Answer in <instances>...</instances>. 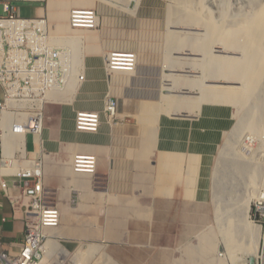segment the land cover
Segmentation results:
<instances>
[{"label": "rangeland", "instance_id": "rangeland-1", "mask_svg": "<svg viewBox=\"0 0 264 264\" xmlns=\"http://www.w3.org/2000/svg\"><path fill=\"white\" fill-rule=\"evenodd\" d=\"M6 1H10L17 7L37 2ZM88 1L93 2L95 8L87 9L96 10L99 15V28L92 32L95 34L94 38H101L105 49L104 55L132 54L136 58L137 68L133 72L124 71L128 72L126 75H119V77L128 78V83L117 85L113 80L111 86L113 89L104 93L106 101L110 99L115 101L117 113H119V116L116 114L112 118L108 111L105 113L110 124L105 128L108 133L107 140L99 143L97 132L87 142L90 146L104 147L106 165L98 168L97 172L88 178L87 184L75 181L69 185L67 182L53 179L51 175H46L43 180L41 205L61 210L63 218L58 227L61 231L67 232L63 226L64 216L67 213L68 219L71 218L68 224L72 228H94L98 230V233L79 237L60 233L53 238H60L70 252H82L87 259L98 264H105L103 255H107L116 264H235L240 262L246 255L247 246L246 229L241 220L240 208L243 209V207L240 205L248 198H253L260 192L264 193V129L243 127L239 133L237 129L239 124L243 125L244 117L250 118L249 109L261 107L262 101H248L246 104L242 101L239 111V107L235 104H224L218 101L201 103L200 111L204 105H227L234 112L232 129L226 133L227 136L216 157L214 178L208 184L206 199L203 196L198 202L158 199L153 194L154 176L151 189L141 190L138 183L145 170L138 168V160L133 157V154L135 155L140 149V130L143 123L138 109L143 103L159 105V108L161 105L166 110H180L177 115L192 116L195 113H189V110L195 107L196 102L193 99H183V96H186L183 92L186 90L182 91L187 89L189 84L197 93L198 89H202V96L205 98L216 94L220 100H222L220 95L223 92H213L207 87L239 86L235 83L206 85L194 83L193 81L198 79L196 76H202L201 66L204 59L203 54L196 55L193 51L197 50L202 43H209L211 38L214 39L216 32H223L221 31L223 28L227 27L226 30H230L240 22H247L249 19L246 18L260 9L264 5V0ZM191 14L200 18L202 22L192 24L187 21V16ZM1 15L5 17L4 12ZM241 27L243 30L246 29L244 23ZM66 39L79 40L74 37ZM224 41L214 42V47L210 44L209 51L212 49L216 51L215 57L218 59L222 56L218 54V51H221V45H225L231 52L223 54V57L241 59L243 54L235 44H231L229 39L227 40L229 43ZM84 46L83 41L82 54L78 52L81 59ZM170 57L172 67L178 69L177 73H174L168 65ZM208 57L212 56L208 55ZM203 65L205 66L206 63ZM80 66L82 67L81 63ZM197 67L199 70L191 69ZM224 69L225 67H222L220 72ZM57 74H64V67H57ZM173 75L177 77L171 79ZM260 82L263 84L259 91L261 98H264V74ZM76 88L71 89L70 95L75 94ZM169 88H174L176 94L168 90ZM194 96L198 97V95ZM47 107L43 113L47 119L46 128L49 129L50 134L47 136V142L40 145L35 157L29 156V160L41 163L44 167L54 165L51 162L72 165L73 155L67 150L71 143L68 139L60 138L59 124L63 115L62 108ZM84 109L100 114V111L92 106ZM261 110L262 112H253L257 125L264 123V107ZM257 114L260 116L256 119ZM166 117L168 116L163 115L159 124ZM257 125L254 124L252 127ZM250 138L254 141L251 142ZM32 140L29 139L30 142ZM53 141L58 142L55 148L51 146ZM30 148L33 149V146ZM154 161L155 155L152 158V162ZM146 168L148 170L149 167L146 166ZM68 179L70 182L71 177L68 176ZM27 181L31 188H34L38 182L35 179H27ZM256 202L253 203L250 219L252 218L251 222L255 223H253L255 227L263 230L264 214L258 211ZM196 225L198 228L193 230ZM229 235L233 240L232 244L229 242ZM227 244L233 246L230 251L233 253L234 262L225 250ZM90 246L101 247L98 250L100 252L92 257L88 256L87 251ZM260 253L262 258L256 259V264H264V241ZM162 257H165L169 263L162 261Z\"/></svg>", "mask_w": 264, "mask_h": 264}, {"label": "crops", "instance_id": "crops-1", "mask_svg": "<svg viewBox=\"0 0 264 264\" xmlns=\"http://www.w3.org/2000/svg\"><path fill=\"white\" fill-rule=\"evenodd\" d=\"M16 1H37L35 2L36 4L19 6L18 13L24 18H45L48 21L51 35L65 37L63 39L74 37L84 41L85 46L80 63L85 81L77 86L74 95H69V100L63 104H52L53 106L51 107L57 106L62 108L63 115L59 124V128L61 129L60 138L61 140L68 139L71 143L67 147V150L73 155V158L79 152L94 151L98 157V168L104 167L106 165L104 147L88 145L89 143L87 142L90 141V138L94 134L78 133L76 131V113L80 108V110H87L84 109L87 106H92L100 111L102 126L96 136L99 143H104L108 138L105 128L110 126L105 116L107 101L104 99V93L112 88L113 80L117 85H124V82L128 83L129 79L125 80V77H119V75H124L120 71L113 77L108 76L105 62L106 54L104 55L105 49L102 46L101 38H94L95 34L92 31H75L70 27L71 10L75 8L86 10H88L87 8H95L93 2L88 0ZM6 3V0H0V16L4 12V5ZM56 40H51L53 46ZM98 43L101 44L99 45ZM3 99L4 92L0 85V102ZM147 106L152 111H147L148 113L144 114L142 108H148ZM158 106L152 103H143L138 109V114L143 124L140 130V149L135 155L133 154V157L138 160V168L145 170L140 176L138 187L143 191L150 190L154 176L153 194L158 199L182 202H198L201 196L206 199L208 184L214 178L216 157L219 154L225 136H227L226 133L233 126V109L227 105H204L199 112L200 114L197 113L194 116H189L176 115L175 113L172 115L159 113ZM163 115L168 117L163 119L159 124V120ZM120 117L124 118L122 115ZM46 120L42 134L35 137L32 135L27 137V142H29L28 148L30 150L27 149L28 157H35L40 145L47 142L46 139L50 131L46 128ZM30 138L33 139L31 142L29 141ZM57 143L53 141L51 142V146L55 148L58 146ZM32 146L33 149L30 148ZM154 155L155 161L152 162ZM73 158L71 157V159ZM51 163H54V165L43 166V180L46 175H51L53 179L67 182L69 185L75 181L87 184L88 178L93 176H79L75 174L72 172L71 164H67V166L59 165L55 162ZM1 164L2 154L0 150V242L5 249L10 248L12 251H18L20 245L25 242L27 211H30L32 199L26 195V181L8 174L3 170ZM146 166L149 167L148 170ZM68 176L71 177L72 182L71 180L69 182L70 178L67 180ZM80 178H83V180H80ZM66 214L63 226L67 232L57 228L50 230L52 236L67 233L68 235H77L79 237L86 234L90 236L96 235L98 233V230L94 228H72L68 224V222H71V218L68 219ZM148 217L150 218V216ZM196 228H198L197 225L193 227V230ZM55 241L61 242L60 238L55 239ZM161 259L169 263L165 257ZM109 260L113 264H116L114 260Z\"/></svg>", "mask_w": 264, "mask_h": 264}, {"label": "built area", "instance_id": "built-area-1", "mask_svg": "<svg viewBox=\"0 0 264 264\" xmlns=\"http://www.w3.org/2000/svg\"><path fill=\"white\" fill-rule=\"evenodd\" d=\"M4 12L5 17L0 16V32H2L3 40V43L0 41V55L3 50L6 52L5 59L1 61L0 58V85L4 92V99L0 102V150L2 156L4 155L3 138L9 133L2 127L5 114L10 116L23 113L44 114L47 106L60 103L61 99L72 93V88H76L79 82L85 81L84 75L79 74L83 73V70L79 72L75 68V62L69 57V49L50 47L47 38L55 36L50 34L48 21L45 18L21 17L18 8L9 3L4 5ZM97 19L96 10L73 9L70 12V27L75 31H97ZM23 24H26V28H22ZM20 37H23L24 45L17 46L14 41ZM23 48L29 50L28 65H26V56L13 54L11 59L9 58L12 52L22 51ZM114 55L117 57L116 60H122L119 62L122 63V66L117 65L120 70L129 71L135 66L134 55L121 53ZM38 60H43L39 66L36 65ZM57 67H64V74H57ZM80 75H83L84 78ZM18 81L20 85L15 89ZM108 106L107 111L112 118L116 114L112 112L110 106L117 112V105L114 100L110 99ZM39 122L40 120L33 118L26 123L13 120V132L15 135L28 137L32 134L35 137L38 134ZM101 126L100 114L88 110H79L76 113L75 129L78 133L96 134ZM26 147L28 149L27 141ZM17 154L19 155L18 152ZM84 154L87 155L81 153L76 155L71 165L72 172L79 176L94 175L98 169V157L93 152H84ZM17 178L26 181V195L32 199L30 211H27L25 242L20 245L18 251H12L10 248L5 249L0 242V264H98V262L94 263L87 258L81 262L76 259V254H68L60 246L50 245L44 248L51 239L45 228H53V224L57 222V213H49L48 215L52 216L48 217L45 215L47 212H57L58 209L54 210V207L41 205L42 179L38 176ZM27 179H35L38 182L34 188H31ZM34 203L39 204V209L35 208Z\"/></svg>", "mask_w": 264, "mask_h": 264}, {"label": "bare ground", "instance_id": "bare-ground-1", "mask_svg": "<svg viewBox=\"0 0 264 264\" xmlns=\"http://www.w3.org/2000/svg\"><path fill=\"white\" fill-rule=\"evenodd\" d=\"M253 13L254 14L252 16L246 18V19H249L247 20V22L245 21L240 22L239 25H235V27L231 28L230 30H226L227 27L223 28V30H221L223 32L222 33L216 32L214 39L211 38V41L209 43L204 42L197 48V50L193 51L196 55L201 54L202 56L203 54L202 57L204 59V60L202 59L203 61H202V66H201L202 76H196L198 79H195L193 81L194 83H201L202 85H206L209 83H212V84H221V83L222 84L223 83H229V84L233 83L234 84L235 83V84H238L239 86L230 87V86H223V85H217V86L213 85V86L207 87L209 90H213V92H223V94L220 95L222 100H220L216 94H212L209 96V98L208 97L205 98L204 96H202L203 94V92L201 91L202 89L197 90L199 93L198 94L196 91H194V89H191L192 86H190L188 81L187 83L189 85L187 87L189 89L181 88L182 91L186 90L183 92V95H186V96H183V99L195 100L196 102L194 103L195 107L189 110V113H195V114L200 112V105L203 101L205 102L218 101V102H223L224 104H228V103L232 105L235 104L236 106L239 107L238 108V111H239V109L242 106V101H244L246 104L248 101L261 100L262 101L261 107L259 106L255 107L254 105L255 108L249 109V111H251L248 113V116L250 118L244 117L243 125L239 124V127L237 129L238 133L241 131L243 127H247V128L251 127V129H255V130L258 128L264 129V123L262 125H257L254 119V113H253V112H262L261 108L264 107V98H261V95H260V91H261L260 88L263 84L260 82V80L264 74V5H262L260 9H258L257 11H254ZM187 21L192 22V24H197V23L202 22L200 18L198 19V17H196L193 14L187 16ZM242 23H244V25L246 26V29L244 30L241 27ZM98 24L100 25L99 15L97 19V26L99 28ZM22 28H26V24H23ZM1 35H2V32H0V41L3 43ZM54 38H61V37L49 36L47 38V42L49 43L50 47L69 49L70 50L69 57L72 59L73 62H75V68L79 72H81L82 71V67L80 66L81 57L79 58L78 52L82 54L83 40H77V39L71 40V39L61 38V39H57L56 41H54L55 43L53 46L51 44V40ZM22 39L23 37H20L16 41H14L16 42L17 46L24 45V42L22 41ZM228 39L230 40L231 44L234 43L237 49L243 54L241 59H234V58L226 59V57H223L224 56L223 54H227V52L228 54H230L229 52H231V50L229 51L227 50L228 48L225 45H221L222 46L221 51L220 52L218 51V54L222 56L220 58L218 57V59L215 57L216 51L214 52L213 49L212 51H209L210 44H211V47H214V42L216 41L221 42L224 40H226L224 41L225 43H229L227 41ZM13 54L14 55L20 54L22 56H26L27 57L26 65H28V62L30 61L28 57L29 55L28 49L23 48L22 51L18 50V51L12 52V54L9 55L10 59L13 56ZM208 55H211L212 57H208ZM123 56L125 57V55ZM5 57H6V52L5 50H3V52L0 55L1 61L4 60ZM115 58L117 57H115L113 53L106 54L105 56L107 74L109 77H113L118 71L126 75L128 72H133L137 68V62H136L133 68H131L128 72H124L120 70L117 66V65L122 66L121 65L122 63H119V62H122V60H116ZM169 59L170 61L168 60L169 62L168 65L171 66V68L174 70L173 71L174 73H177L178 72L177 67H172V64L170 63L172 62L171 57ZM135 61H136V58H135ZM42 63H43V60H38L36 65L39 66ZM203 63L204 64L206 63V65L204 66ZM222 67H225V69L222 72H220V69ZM122 68L124 69V67ZM191 69L195 71L199 70L198 67L195 69L194 68H191ZM79 74H83V73H79ZM22 75H24V73H22ZM81 76L83 77V75H80V77ZM176 77L177 76L175 75L174 77H171V79H175ZM125 80H127V78ZM80 84H82V82H79L77 86ZM19 85H20V82L18 81L15 85V89H17ZM252 88H254L253 91L251 90ZM204 89L206 88L204 87ZM168 90H170L173 94L175 93L174 88L172 89L169 88ZM193 95H198V97H195V96L193 97ZM68 99H69V96L61 99L60 103L58 104H63ZM255 103L257 104V102ZM110 108L113 113L119 116V113L116 112L115 108H113L112 106H110ZM108 109H109V106H108V101H107L106 107H105V113ZM142 110L144 111V114L148 113L147 111H150V112L152 111L150 107L142 108ZM158 112L159 113L166 112L167 114H170V115L175 113L177 115V113L180 112V110H170V109L166 110L164 107H161L160 105ZM258 116L260 115L257 114L255 118L257 119ZM31 118L35 120L37 119L40 120L39 126H38V134L36 135L42 134L44 130V124H45L44 114L23 113L19 115H11V116L8 114L4 115L2 127L5 129L6 132H9V133L6 135V137L3 138L4 155L2 156L3 164L1 166L3 170H5L8 174H11L15 177L16 176L17 177L38 176L40 179L43 180V173H44L43 165L36 161L29 160L28 153H27V147H26L27 137L24 135H15L13 132L14 128H12L13 120L15 121L18 120L21 123H26V122H29ZM254 124L257 126L252 127ZM250 141L253 142L254 140L252 141V138H250ZM231 145H232V141H231ZM17 152L19 153V155L17 154ZM225 152H227V150H225ZM75 157L73 159H75ZM253 194H257V193H253ZM255 201H257L255 206L257 207L258 211L264 214V193L263 192L258 193L253 198H248V200L244 201V203L243 204L241 203L240 205V207H243V209L240 208L241 220H242L243 226L246 229V240L245 241H246L247 246H246V255L244 259L235 264H252L251 261H253L254 264H256V259L262 258L260 251H261L263 241H264V229L262 230V228L260 227H255L254 226L255 223L253 222L254 223L253 224L251 222L252 218L250 219L252 206ZM34 206L36 209H39L38 203H34ZM54 210H56V208H54ZM49 213L50 214L57 213L56 215L57 222L53 224L52 226L53 228H45L46 233L49 232L48 234L49 236H51V239L49 240V242H47V245L44 248L49 247L50 245L60 246L61 248H64L65 251L68 252V254H76L75 255L76 259L83 262L82 260L86 258L85 254H83L82 252H79V250H78L79 253H76V252L72 253L64 245H62L60 241H54L55 238H53V236L50 234L52 233L50 230H54L60 227L62 215H61V210H57V212H53V211L47 212L46 215L43 213V215H45V217L52 216V215H48ZM43 215H41V217H43ZM230 237L231 235H229V242L230 244H232L233 240H231ZM225 247H226L225 250H227L228 257H230L231 261L234 262V258L232 257L233 253L231 252L232 251L231 249L233 248V246L231 245L228 246L227 244L225 245ZM100 248L101 247H98V246H90L89 250L87 251V255L92 257L95 253L100 252L98 251ZM103 258L105 259L104 260L105 264H113L108 259L107 255H103Z\"/></svg>", "mask_w": 264, "mask_h": 264}, {"label": "clouds", "instance_id": "clouds-1", "mask_svg": "<svg viewBox=\"0 0 264 264\" xmlns=\"http://www.w3.org/2000/svg\"><path fill=\"white\" fill-rule=\"evenodd\" d=\"M7 3H11L10 1H6ZM11 4H13V3H11ZM14 5V4H13ZM17 7V6H16ZM18 8V7H17ZM84 10H86V9H84ZM72 36H74V35H72ZM29 142H27V144H28ZM28 150H29V148H28Z\"/></svg>", "mask_w": 264, "mask_h": 264}, {"label": "water", "instance_id": "water-1", "mask_svg": "<svg viewBox=\"0 0 264 264\" xmlns=\"http://www.w3.org/2000/svg\"><path fill=\"white\" fill-rule=\"evenodd\" d=\"M252 262V264H254V262L253 261H251Z\"/></svg>", "mask_w": 264, "mask_h": 264}]
</instances>
